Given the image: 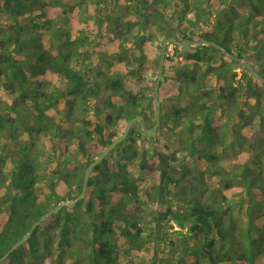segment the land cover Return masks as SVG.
<instances>
[{
    "label": "trees",
    "instance_id": "1",
    "mask_svg": "<svg viewBox=\"0 0 264 264\" xmlns=\"http://www.w3.org/2000/svg\"><path fill=\"white\" fill-rule=\"evenodd\" d=\"M178 35L0 264H264V0H0V258Z\"/></svg>",
    "mask_w": 264,
    "mask_h": 264
},
{
    "label": "water",
    "instance_id": "2",
    "mask_svg": "<svg viewBox=\"0 0 264 264\" xmlns=\"http://www.w3.org/2000/svg\"><path fill=\"white\" fill-rule=\"evenodd\" d=\"M169 45H176L179 46L180 48L184 49V50H189L191 48L194 47H198L201 45H208V46H213L219 50H222V52L225 53V51L221 48V46L216 43L213 40H207V39H197V40H192V39H188L185 37H182L180 39L176 38V37H167L164 38L161 44V48H160V53H159V61H158V67H157V75H156V79L155 82L153 84V92H154V99H155V123L153 124L151 129H147L144 127L143 124V117L141 115H137L133 118H131L125 125L122 133L115 139L113 140L110 144H108L106 147H104V149L102 150V152L96 157L94 158L85 168L84 171V175H83V183H82V190L80 192V194L74 199V200H63L60 201L59 203H57L52 209L48 210L46 213H44L36 222H34L32 224V226L29 228V230L27 231V233L25 235H23L10 249L9 251H7L1 258H0V262L5 259L10 253H12L14 251L15 248H17L20 244H22L25 240H27L34 228L39 225L45 218H47L49 215L51 214H55L57 213L63 206H66L68 208H72L75 206V204L77 203V201L81 200L82 198H84L85 196V190L87 187V182L90 176V173L92 171V169L99 164L100 162H102V160L105 158L106 155H108V153L110 151H112L119 143H121L127 136L129 133V130L132 126L133 123L138 122V124L140 125V127L142 128V130L146 133V135L148 137H152L156 135V128L159 124V116H160V100H159V94H158V86L159 83L162 79V75H163V68H164V62H165V56L166 53L168 51V47ZM234 60L238 61L243 68L247 69L251 74H253L255 77H258V73L253 69V67L249 64V63H245L244 60L237 58V57H232Z\"/></svg>",
    "mask_w": 264,
    "mask_h": 264
},
{
    "label": "rangeland",
    "instance_id": "3",
    "mask_svg": "<svg viewBox=\"0 0 264 264\" xmlns=\"http://www.w3.org/2000/svg\"><path fill=\"white\" fill-rule=\"evenodd\" d=\"M81 27V25H79V26H76V27H73L72 28V30H73V32H77V30H78V28H80ZM178 37H179V39L180 38H182L181 37V35H178ZM161 46V45H160ZM89 48H91L92 50H94L93 51V53H92V56H93V58L94 57H96V47L95 46H90ZM159 52H160V47L158 46V45H156V44H154L153 46H151V48L150 49H148V51H147V53L146 54H152V58H147V61H146V64H147V66H148V71L150 70V68H151V66H152V62H153V59H156L157 58V55L159 54ZM168 54H169V56H173L174 54H173V46L172 45H169V47H168ZM167 54V53H166ZM173 54V55H172ZM173 59H175V57L173 56L172 57ZM122 67V63H118V62H116L115 64H114V66H112L111 68L113 69V70H116V69H118L119 67ZM149 73H150V71H149ZM146 82L149 84V85H151V78H150V76H148L147 74H146ZM208 82H210L211 84H212V82H213V80L212 79H210V78H208ZM151 118V117H150ZM159 125V124H158ZM163 132H165L164 130H162ZM22 138H27V136L25 135V134H22ZM228 194V196H229V199H231V200H234L233 198L235 197V196H232V195H230V193H227ZM233 212H234V214L239 218V219H242L243 221H245V214H244V208L243 207H240V206H235L234 207V210H233ZM176 229H177V227H176ZM37 238V240H36V245H39V244H41V242H43V237H42V235L40 234V233H38L37 234V236H36ZM40 252H42L43 251V249H42V247H40V250H39Z\"/></svg>",
    "mask_w": 264,
    "mask_h": 264
},
{
    "label": "flooded vegetation",
    "instance_id": "4",
    "mask_svg": "<svg viewBox=\"0 0 264 264\" xmlns=\"http://www.w3.org/2000/svg\"><path fill=\"white\" fill-rule=\"evenodd\" d=\"M142 121H143V124H144V127H145V123H146V122L144 121V119H143Z\"/></svg>",
    "mask_w": 264,
    "mask_h": 264
}]
</instances>
